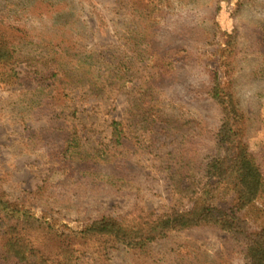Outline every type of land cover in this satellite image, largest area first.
I'll return each mask as SVG.
<instances>
[{
	"label": "rangeland",
	"instance_id": "rangeland-1",
	"mask_svg": "<svg viewBox=\"0 0 264 264\" xmlns=\"http://www.w3.org/2000/svg\"><path fill=\"white\" fill-rule=\"evenodd\" d=\"M152 1L162 15L140 13L132 0H0V30L24 46L26 61L44 69L63 62L69 72L63 77L73 80L79 101L54 120L64 135L43 139L51 125L52 92L0 84V185L13 205L42 223L28 232L50 259L92 218L131 219V210L172 209L177 196L155 165L189 143L197 155L212 147L209 133L220 113L206 97L204 79L206 70H220L227 60L222 33L234 36L232 88L264 175V0ZM155 88L158 93L150 92ZM149 107L153 112L143 121L142 110ZM74 108L79 118L71 119ZM155 112L170 122L165 125ZM111 118L141 140L127 154L134 176L129 182L98 151L111 132ZM71 123L82 137L75 146L67 140ZM192 205L185 199L180 208ZM241 216L257 229L264 224V207L255 203ZM78 240L72 243L79 248L76 264H246L240 245L210 227L172 231L152 242L154 260L121 245L101 249L98 242L77 245Z\"/></svg>",
	"mask_w": 264,
	"mask_h": 264
},
{
	"label": "trees",
	"instance_id": "trees-1",
	"mask_svg": "<svg viewBox=\"0 0 264 264\" xmlns=\"http://www.w3.org/2000/svg\"><path fill=\"white\" fill-rule=\"evenodd\" d=\"M132 1L133 7L140 13L146 10L150 11L151 15H162L161 6L158 8L152 0ZM223 35L222 33L225 47L222 51L227 52V60L221 62L220 70H206L204 79L207 85L206 97L218 106L220 113L216 127L209 133L213 141L212 147L204 154L197 155L195 145L189 143L183 145L171 158L159 157L155 165L157 170L167 176L170 187L177 196L172 209L161 213L143 210L145 208L137 210L138 212L131 210L132 212L128 213L133 216L131 219L118 215L92 218L82 230L73 233L72 242L60 247L58 256L50 259L34 246L28 232L35 230L37 225L42 223L26 210L13 205L8 199L7 191L0 185V264H76V251L79 252V248L72 246L74 238L79 239L77 245L98 242L101 249H112L121 245L154 260L149 251L152 242L167 237L172 231L196 227H210L228 234L240 245L246 264H264V224L253 229L250 222L241 216L244 209L255 203H261L264 207L263 168L248 143V118L239 107L232 88L231 76L236 55L234 36ZM14 38L7 31L0 30V84L52 92L51 103L47 109L51 125L44 129L42 138L62 137L64 134L59 132L62 127L57 126L54 120L65 116L66 110L72 105H79L71 84L73 80L63 77L69 73L68 69L63 62H57L55 66L44 69L38 63L26 61L24 46ZM161 63L164 62L159 60L160 67ZM167 63L171 65V62ZM23 64L24 70L20 68ZM158 80L159 78L156 82ZM158 86L159 82L156 88ZM156 88L150 92L156 93ZM56 106H59L60 110H57ZM150 107L142 110L143 121H146L147 117L149 119V113L152 111ZM76 109L71 110V119L79 118ZM153 116H157L165 125L170 122L164 113L155 112ZM180 125L183 126L181 123ZM71 126L73 132L68 133L67 140L75 146L82 137L79 138L74 124L71 123ZM109 126L111 132L107 142L103 143V148L98 151L101 152V157L106 156L108 161L112 160L118 164L116 168L124 172V177L128 178L129 182L134 176L130 171L127 154L135 150L141 140L135 141L129 136L122 120L111 118ZM70 146L71 144L67 148ZM79 164L86 166L84 160ZM1 180L2 178L0 182ZM220 198L231 202L226 206L215 204L214 200ZM185 199L193 201L190 209L180 208Z\"/></svg>",
	"mask_w": 264,
	"mask_h": 264
}]
</instances>
